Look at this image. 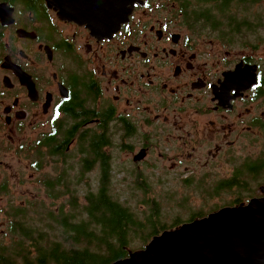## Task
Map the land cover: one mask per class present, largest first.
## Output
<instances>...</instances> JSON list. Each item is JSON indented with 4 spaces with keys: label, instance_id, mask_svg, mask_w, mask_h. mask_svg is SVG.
I'll return each instance as SVG.
<instances>
[{
    "label": "flooded vegetation",
    "instance_id": "1",
    "mask_svg": "<svg viewBox=\"0 0 264 264\" xmlns=\"http://www.w3.org/2000/svg\"><path fill=\"white\" fill-rule=\"evenodd\" d=\"M139 1L111 32L86 13L60 17L50 0H0V203L27 186L31 206L40 189L76 204L78 186L114 164L143 186L178 172L223 176L264 144L257 48L215 11Z\"/></svg>",
    "mask_w": 264,
    "mask_h": 264
},
{
    "label": "trees",
    "instance_id": "2",
    "mask_svg": "<svg viewBox=\"0 0 264 264\" xmlns=\"http://www.w3.org/2000/svg\"><path fill=\"white\" fill-rule=\"evenodd\" d=\"M184 1L185 7L193 8L191 0ZM260 1L207 0L203 3L209 5L205 9H208V13L215 11L219 24L225 22L230 32L248 36L264 28V12L259 14L260 18L255 24L244 14ZM230 11L237 13L233 12L231 17ZM245 160L236 168L232 179L223 189L225 192L232 194L236 190L244 191L248 180H254L256 187L264 184V153L253 164L250 163L252 160ZM244 168L249 170L250 177L242 174ZM98 182L96 192L87 191L83 195L81 208H77V202L68 206L69 214L61 209L59 217L51 210L44 213L41 206H31L28 201L6 212L8 223L4 237L0 239V264H110L126 258L130 251L144 248L153 236L207 215H195L187 221L175 219L167 225L161 221L157 204L152 205L154 200L144 197L142 203L149 205L150 215L141 219L136 212L111 197L105 174L99 177ZM142 188L149 191L146 186ZM59 194V191L50 193L52 197H58ZM248 200L234 198L227 207ZM56 226H59V231L53 229Z\"/></svg>",
    "mask_w": 264,
    "mask_h": 264
},
{
    "label": "water",
    "instance_id": "3",
    "mask_svg": "<svg viewBox=\"0 0 264 264\" xmlns=\"http://www.w3.org/2000/svg\"><path fill=\"white\" fill-rule=\"evenodd\" d=\"M139 0H50L60 17L78 18L115 32ZM82 10V11H79ZM107 25V26H106ZM106 26V27H105ZM103 27V28H102ZM141 151L135 161L144 157ZM260 197L222 207L153 236L144 248L111 264H264V184Z\"/></svg>",
    "mask_w": 264,
    "mask_h": 264
},
{
    "label": "rangeland",
    "instance_id": "4",
    "mask_svg": "<svg viewBox=\"0 0 264 264\" xmlns=\"http://www.w3.org/2000/svg\"><path fill=\"white\" fill-rule=\"evenodd\" d=\"M201 2H197V0H191V4L193 6L191 9H195L196 7H204V9H206L209 7V5L203 3L207 2V0H202ZM241 9L242 8H240V10ZM263 10L264 1H260L258 4H253L249 8V12L244 14H246L247 17L252 21L251 23L255 24L256 20L260 18L259 14L264 12ZM233 12L237 13L236 11H230L229 16L233 17ZM220 28L226 29L225 26H221ZM211 34L213 37H217V33ZM247 37L248 39L246 40ZM238 40L243 41L246 46H255L257 48L256 50L258 56L264 57L263 27L258 29L257 34L240 36ZM263 153L264 144H258L257 150L249 154L250 157L248 159L252 160L250 163H255V161H257V159ZM246 161L247 160H244L243 158L228 160L226 162L223 176L217 175L216 172L209 173L203 171L201 174L190 173L182 175L180 174L182 172H178L176 173L177 175L172 174L167 178H163V180L157 184L146 185V189L149 188V191H146L142 188V181L137 180L131 171V174L127 173V171H129V167L126 163L120 165L119 167H117V164H114V168H116L114 170L115 172H112L109 176H107L108 191L113 199H117L120 203L129 207L131 210L136 212L141 219H144L150 215L149 205H144L142 203L143 198L145 197L146 200H154L152 205L157 204L159 207V216L163 223L168 225L175 219H179V221H187L192 216L209 214L210 212L216 210L217 207L220 208L228 206L229 203L234 201V198L250 199L251 196L252 198L260 197L258 196L260 194V186L256 187L254 180H248L246 182L244 191L236 190L231 194L222 190L227 186L228 181L233 176L236 168H239ZM26 173L27 172H25V174ZM95 174L96 175L93 174L90 176L89 186L85 187L82 185V183L80 186H78L76 190V192L78 191L77 197L79 200L77 202V208L82 207L83 195L87 191L96 192L100 175L98 172ZM242 174L246 177H250L249 170L246 168H244ZM23 178L26 179V176ZM218 179L222 180L220 182H216ZM26 187L27 186L18 187V199H16V202H12L9 196L3 197V200L0 203V206H2V215L0 216V231L5 230V224L2 221L5 219L4 216L6 212L12 211L15 207L21 205L22 201H28V195H23ZM30 191L32 192L31 195L34 196L33 191L31 189ZM36 201L40 203L44 213H47L51 210L55 216H58L61 209L65 214H69L67 195L62 198L57 197V199H53L48 197L47 191H41L40 189L38 190ZM247 202H244V204ZM53 229L59 231V226H56Z\"/></svg>",
    "mask_w": 264,
    "mask_h": 264
},
{
    "label": "bare ground",
    "instance_id": "5",
    "mask_svg": "<svg viewBox=\"0 0 264 264\" xmlns=\"http://www.w3.org/2000/svg\"><path fill=\"white\" fill-rule=\"evenodd\" d=\"M113 263V262H112ZM111 264V263H110Z\"/></svg>",
    "mask_w": 264,
    "mask_h": 264
}]
</instances>
